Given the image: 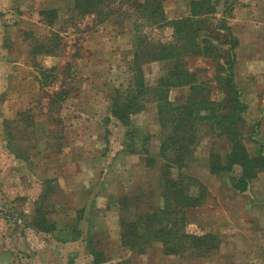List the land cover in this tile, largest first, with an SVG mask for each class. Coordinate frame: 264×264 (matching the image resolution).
I'll return each mask as SVG.
<instances>
[{"label":"rangeland","instance_id":"374dc122","mask_svg":"<svg viewBox=\"0 0 264 264\" xmlns=\"http://www.w3.org/2000/svg\"><path fill=\"white\" fill-rule=\"evenodd\" d=\"M191 1L164 0L167 16L190 14ZM212 1L211 28L226 20L238 39L234 81L248 107L242 132L258 155L264 152V6L242 12L246 22L235 26L240 2ZM75 5L0 0V264H264V174L239 192L238 167L218 176L211 171L213 156L230 150L215 124L200 121L179 169L168 155H180L162 151L173 130L160 125L154 102L129 125L112 114L114 90L132 82L138 42L172 39V20L156 27L130 0H112L104 18ZM188 62L206 79L210 96L222 100L221 63ZM144 68L154 84L166 65ZM188 92L175 88L171 98ZM180 170L190 192L205 194L188 211L187 230L204 235L208 249L168 255L158 241L143 253L124 246L122 221H140L163 206L167 176L177 178Z\"/></svg>","mask_w":264,"mask_h":264},{"label":"trees","instance_id":"16d2710c","mask_svg":"<svg viewBox=\"0 0 264 264\" xmlns=\"http://www.w3.org/2000/svg\"><path fill=\"white\" fill-rule=\"evenodd\" d=\"M130 1L144 14L143 18L156 27L171 21L166 15L163 0ZM111 2L112 0H76L75 7L85 15L93 13L104 18L107 17L104 11ZM215 11L212 0H192L191 14L172 20V39L156 40L146 36L141 39L131 65L133 81L128 87L114 90L110 107L115 117L129 125L132 117L141 112L147 102L157 101L162 127H171L173 130L172 141H165L162 151L173 150L180 155L178 161L176 157L173 158V154L168 155L179 169L182 165L179 161H182V154L188 143L196 139L200 121L212 122L216 126L217 134L226 137L230 143V150L224 157L221 154L213 156L215 159L210 162L211 171L230 173L238 167L240 172L235 177V187L244 191L264 171V152L253 155L245 144L242 125L248 107L234 81L233 71L236 61L234 49L238 39L231 32L226 20L218 27L225 32L211 28V20L214 18L212 13ZM224 36L228 39L223 38ZM229 39V46L223 48ZM194 57L221 63V68L218 67L217 70H223V73L217 79L222 93L225 94L222 100L213 99L206 79L199 78L198 71L188 67V59ZM154 61L164 62L166 69L154 84H150L146 81L144 65ZM184 86L190 88L187 97L183 101H173L170 98L172 88ZM62 91L64 92L63 89ZM62 91H57V94ZM184 177L181 170L177 178L167 176L161 193L164 205L158 207L157 211L146 212L140 221H122L124 246L143 253L152 241H158L168 255L181 254L190 247L208 249V243H204V235L187 230L188 209L200 206L205 194L203 191L198 194L190 192Z\"/></svg>","mask_w":264,"mask_h":264},{"label":"crops","instance_id":"0c3cea01","mask_svg":"<svg viewBox=\"0 0 264 264\" xmlns=\"http://www.w3.org/2000/svg\"><path fill=\"white\" fill-rule=\"evenodd\" d=\"M251 1V2H250ZM238 2H240V3H238V5H237V7H236V9H235V14H236V22H234V25L236 26L239 22L238 21H245V20H242V16H241V13L243 12V13H245V14H243L244 16H248V14H250L251 12H252V10L254 9V7L256 8V6H264V0H238ZM247 2H249L250 3V5H247ZM163 3H164V0H163ZM191 4V3H190ZM164 8H165V4H164ZM190 9H191V5H190ZM166 12V11H165ZM191 14V13H190ZM190 14H186V15H184V16H188V15H190ZM167 15V14H166ZM184 16H181V17H184ZM168 17V16H167ZM181 17H179V18H181ZM242 17V18H241ZM239 18H241V19H239ZM168 19H170L169 17H168ZM175 19H178V18H175ZM175 19H170V20H175ZM246 22V21H245ZM144 70H145V68H144ZM145 76H146V74H145ZM132 81H133V79H132ZM146 81H147V79H146ZM148 82V81H147ZM132 83V82H131ZM130 83V84H131ZM149 83V82H148ZM176 89L177 88H180V89H183V88H189V86H184V87H175ZM175 88H172V90L173 89H175ZM172 90H171V92H172ZM171 92H170V98H171ZM189 92H190V88H189ZM189 92L187 93V95L189 94ZM187 95L185 94L184 96H182L181 98L179 97V98H171L173 101H175V102H178V101H183L186 97H187ZM150 102H154L156 105H157V118H158V122L160 123V121H159V117H158V103H157V101H155V100H152V101H149V102H147V104H146V107H147V105H148V103H150ZM146 107L143 109V110H145L146 109ZM142 110V111H143ZM119 120V119H118ZM121 122V121H120ZM160 125L162 126V124L160 123ZM263 152V151H262ZM216 176H218V175H221V174H223V173H228L227 171H221V172H219V173H216V172H213ZM264 174V171H261L260 173H259V175L254 179V181L257 179V178H259V179H262L261 178V176ZM261 175V176H260ZM263 180V179H262ZM253 181V182H254ZM252 182V183H253ZM233 186H234V188H235V190H236V187H235V185L233 184ZM237 191H239V192H246L247 191V189L246 190H244V191H241V190H237ZM193 208H196V207H192V208H189L188 209V211L190 210V209H193Z\"/></svg>","mask_w":264,"mask_h":264}]
</instances>
